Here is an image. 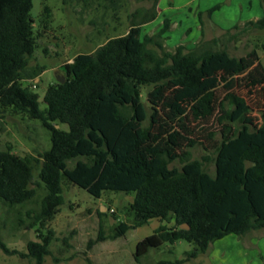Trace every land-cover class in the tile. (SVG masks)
<instances>
[{
    "label": "trees",
    "instance_id": "obj_1",
    "mask_svg": "<svg viewBox=\"0 0 264 264\" xmlns=\"http://www.w3.org/2000/svg\"><path fill=\"white\" fill-rule=\"evenodd\" d=\"M34 1L0 0V117L14 113L41 121L52 146L37 156H20L10 146L0 150V204L11 209L35 205L25 218L18 212L17 220L39 238L29 241L23 253L0 237V250L44 264L56 239L50 224L65 203L68 183L96 199L109 192L133 196L130 220L120 222L110 236L100 230L96 242L117 240L153 220L161 223L137 243L136 262L151 250L186 241L195 248L184 259L157 263L186 264L228 236L264 229V138L251 140L245 121L250 108L239 90L253 95L259 89L264 95V65L257 51L239 60L211 46L189 51L180 44L169 51L160 42L171 29L166 18L158 34L142 39L141 27L159 16L160 0H149L152 8L131 16L127 34L65 66V83L49 86L42 110L39 95L24 83L45 71L30 61L52 13L45 6L37 24ZM108 1L116 10L123 0ZM248 28L264 30V16L249 21ZM148 88L149 117L143 103ZM240 113L242 130L233 123ZM197 146L207 153L203 161L192 160L190 149ZM173 156L181 158L182 169L165 174ZM211 161L214 176L205 169Z\"/></svg>",
    "mask_w": 264,
    "mask_h": 264
},
{
    "label": "rangeland",
    "instance_id": "obj_2",
    "mask_svg": "<svg viewBox=\"0 0 264 264\" xmlns=\"http://www.w3.org/2000/svg\"><path fill=\"white\" fill-rule=\"evenodd\" d=\"M45 6L51 9L52 22L30 61L31 67L40 65L45 67V71L38 80L24 83L39 95L42 110L47 109L43 100L49 86L58 82L57 78L66 79L67 64L73 63L82 54L95 52L110 38L127 34L131 28V16L140 9L152 8L153 2L123 0L120 7L113 10L108 0H35L32 16L37 24L41 23ZM263 16L264 0H160L159 16L141 27V38L158 34L166 18L171 22V29L160 42L169 51L180 44L186 45L189 51L211 46L216 51L224 50L228 58L239 60L255 50L264 65V30L246 29L249 21ZM214 40L217 43H211ZM148 90L150 88L143 95L147 117L150 115L146 102ZM239 90L247 98L246 105L250 108L245 121L250 123L251 140L262 141L263 92L254 90L252 95L245 88ZM224 95L222 93V97ZM231 109L236 110L235 107ZM243 114L240 113L233 121L240 130ZM60 128L69 130L66 124H60ZM9 146L20 156H37L40 152L50 150L51 135L39 120L8 114L5 118L0 117V150H7ZM190 151L192 160L203 161L207 155L203 146ZM211 156L215 157L213 154ZM78 160L84 159L70 162L69 167L73 168ZM182 166L181 158L173 156L163 172L173 174L181 171ZM38 168L39 165L36 166ZM205 169L212 176L216 174L214 161L205 163ZM34 174L37 175L38 170ZM38 195L40 199L43 191L40 190ZM64 198L60 213L50 224L56 231V239L50 247L51 255L45 258L44 264H157L159 261L184 259L186 253L195 248L194 244L179 241L174 246L167 244L162 249L151 250L140 262H136L137 243L153 234L159 224L157 221L130 230L117 240L96 242L100 230L110 236L120 222L130 220L128 207L133 202V196L109 192L101 199H96L85 190L68 183L64 185ZM33 207L35 205L11 209L0 204V237L12 250L25 253L29 241L39 240L36 231L18 226V212H21L19 216L25 218V211ZM173 225L174 221L170 226ZM0 264L36 262L0 250ZM186 264H264V229L252 231L243 237L228 236L213 243L205 255Z\"/></svg>",
    "mask_w": 264,
    "mask_h": 264
},
{
    "label": "water",
    "instance_id": "obj_3",
    "mask_svg": "<svg viewBox=\"0 0 264 264\" xmlns=\"http://www.w3.org/2000/svg\"><path fill=\"white\" fill-rule=\"evenodd\" d=\"M58 82L61 83V84H64L66 79L63 77V78H57ZM58 127V126H57ZM183 229H186V230H189L190 229V226L189 225H183L182 226Z\"/></svg>",
    "mask_w": 264,
    "mask_h": 264
},
{
    "label": "crops",
    "instance_id": "obj_4",
    "mask_svg": "<svg viewBox=\"0 0 264 264\" xmlns=\"http://www.w3.org/2000/svg\"><path fill=\"white\" fill-rule=\"evenodd\" d=\"M260 19V18H259ZM38 80V79H37ZM155 221H157L159 224H158V226H157V228H155L154 230H157L160 226H161V223L158 221V220H155ZM154 233V232H153Z\"/></svg>",
    "mask_w": 264,
    "mask_h": 264
}]
</instances>
